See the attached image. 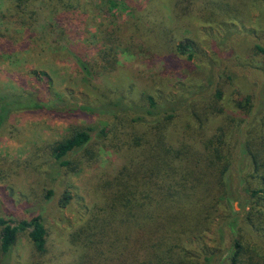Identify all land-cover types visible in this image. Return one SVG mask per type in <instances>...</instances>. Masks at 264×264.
I'll return each instance as SVG.
<instances>
[{
    "label": "rangeland",
    "instance_id": "1",
    "mask_svg": "<svg viewBox=\"0 0 264 264\" xmlns=\"http://www.w3.org/2000/svg\"><path fill=\"white\" fill-rule=\"evenodd\" d=\"M105 1L77 0L73 11L56 5L53 12L39 0L17 13L10 7L11 0H0V92H37L47 107L17 112L0 129V162L7 161L2 169L8 172L0 169V214L8 209L16 220L28 216L23 212L24 201L39 198L43 184L39 167L50 159L48 145L69 138L72 126L86 124L73 114L75 106L86 104L90 114L98 113L89 116L95 128L101 126L100 120L114 125V117L102 116L101 109L103 103L118 98L144 107L148 96L157 101L198 96L205 99L197 101L200 112L219 96L215 104L231 112L234 101L251 96L252 112L238 115L237 121L243 122L242 128L255 119L263 121L264 54L257 46L264 48V0H180L178 12L174 0H115L119 6L110 9L107 17L97 9ZM156 22L163 24L153 27ZM184 39L193 42L192 58L169 56ZM43 72L51 78L50 85L43 77L36 81ZM206 98L211 101L207 103ZM182 114L176 133L193 122L188 113ZM128 121L124 118L123 124ZM143 128V124L132 126L136 135ZM97 133L93 132L89 145L94 161L89 165L80 152L73 154L71 160L78 162L79 169L57 182L55 196L43 206L49 232L45 253L35 256L22 236L10 264H70L73 260L76 251L70 233L89 218L95 205L108 204V187L103 182L109 180L114 187L117 170L138 156L133 150L124 154L110 133L105 138ZM148 139L150 135L144 141ZM38 155L35 168L32 158ZM239 156L236 151L230 197L219 195L211 205V195L198 187L193 191L196 197L183 200L179 209L186 220L165 243L170 255L192 263L229 264L234 241L239 240L252 250L251 262L264 261V229L255 231L243 222L255 214L246 205L240 178L253 169ZM24 160L30 163L17 165ZM66 185L72 200L61 208L58 196ZM193 219L200 225L193 227L189 223ZM229 220L234 221L233 229L228 227ZM138 238L144 245L145 240Z\"/></svg>",
    "mask_w": 264,
    "mask_h": 264
},
{
    "label": "trees",
    "instance_id": "2",
    "mask_svg": "<svg viewBox=\"0 0 264 264\" xmlns=\"http://www.w3.org/2000/svg\"><path fill=\"white\" fill-rule=\"evenodd\" d=\"M38 1L11 0L10 7L20 13ZM40 1L53 12L56 5H60L64 11H73L77 3V0ZM180 3V0H174L175 12H178ZM117 6L119 4L115 0H106L103 8L97 9H102L103 12L99 14L107 17L110 9ZM112 23L114 25L118 22ZM159 23L156 22L153 27ZM193 49V42L184 39L173 48L169 56L177 59L186 56L191 59L189 51ZM257 49L264 54V48L257 46ZM76 63L83 66L78 58ZM40 77L50 85L51 78L46 73L36 77V81L40 82ZM213 99V105H206L199 112L197 101L204 102L205 99L198 96H177L164 101L148 96V103L144 107L118 98L103 103L101 109L102 116L114 117L115 126L100 120L101 126L95 128L89 120L98 113L90 114L91 110L86 104L75 106L73 114L84 118L86 124L72 126L69 138L48 145L50 159L41 164V171L38 170V177L43 181L37 195L39 198H27L28 201H24L23 212L28 216L16 220L13 212L8 209L0 214V264H10L12 253L22 236L28 241L35 256L45 253L49 232L48 224L42 216L43 206L55 196L54 187L57 182L79 169L78 162L71 160L73 154L81 153L89 165L94 161L91 160L94 153L89 145L95 130H98V136L104 138L110 133L111 138H115L116 147L122 149L124 154L133 150L138 156L135 162L128 160L117 170L114 187L109 180L108 183L103 182L104 187H108V204L104 207L95 205L89 218L70 233L69 241L76 251L70 264H205L203 261L187 262L170 255L171 250L165 243L168 236L185 222L186 218L179 207L183 200L196 197V188L199 190L200 187L203 193L211 195V205L219 195L231 196L234 177L232 165L236 151L240 160L248 162L253 169L251 174L240 179L248 197L246 205L252 209L255 219L245 217L243 222L255 231L264 229V116L263 121L255 119L253 124L242 128L243 122L237 121L238 115H249L252 112V97L246 96L242 101H234L231 112L218 107L215 104L218 100ZM206 101L209 103L211 99L206 98ZM45 106L37 92H0V129L13 114L41 111L47 108ZM185 112L193 122L176 133V122ZM124 118H129L130 124L124 125ZM217 118H226V121L216 122ZM134 124L144 126L138 135L132 129ZM168 130L172 133L168 134ZM147 135H150V139L144 141ZM44 147L47 148L45 144ZM40 157L32 158L35 168L39 166L37 161ZM3 161L0 162V169L3 174H7L2 169L7 161ZM29 163L24 160L17 165L27 166ZM69 188L66 185L58 196L61 208L67 207L72 200ZM189 191H192L190 196ZM208 219L207 212L205 221ZM189 223H193L194 227L201 222L193 219ZM229 226L230 229L234 228L233 220H229ZM137 234L145 240L144 245ZM241 243L239 240L234 241L229 264H264V261L260 263L253 259L251 262L252 250Z\"/></svg>",
    "mask_w": 264,
    "mask_h": 264
}]
</instances>
